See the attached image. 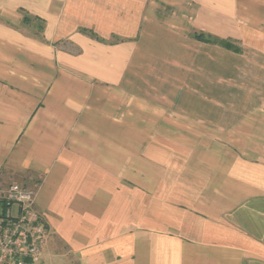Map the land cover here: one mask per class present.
Segmentation results:
<instances>
[{"label": "crops", "instance_id": "0c3cea01", "mask_svg": "<svg viewBox=\"0 0 264 264\" xmlns=\"http://www.w3.org/2000/svg\"><path fill=\"white\" fill-rule=\"evenodd\" d=\"M13 182L41 264H264V0H0Z\"/></svg>", "mask_w": 264, "mask_h": 264}, {"label": "built area", "instance_id": "2783aa9c", "mask_svg": "<svg viewBox=\"0 0 264 264\" xmlns=\"http://www.w3.org/2000/svg\"><path fill=\"white\" fill-rule=\"evenodd\" d=\"M35 191L16 182L0 188V264H41L46 225Z\"/></svg>", "mask_w": 264, "mask_h": 264}, {"label": "trees", "instance_id": "16d2710c", "mask_svg": "<svg viewBox=\"0 0 264 264\" xmlns=\"http://www.w3.org/2000/svg\"><path fill=\"white\" fill-rule=\"evenodd\" d=\"M28 18L29 17L27 15H25L24 16V22H27ZM194 36H195V38H197L199 40L215 43V44H218V45H220L226 49H230L233 51H240V48L238 46L234 45L232 43L231 39H225V38H219V37H213V36L205 37L202 33L195 34Z\"/></svg>", "mask_w": 264, "mask_h": 264}]
</instances>
